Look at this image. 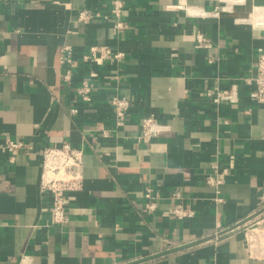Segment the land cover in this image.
Returning a JSON list of instances; mask_svg holds the SVG:
<instances>
[{"label":"crops","instance_id":"obj_1","mask_svg":"<svg viewBox=\"0 0 264 264\" xmlns=\"http://www.w3.org/2000/svg\"><path fill=\"white\" fill-rule=\"evenodd\" d=\"M110 7L0 0V264H264V104L246 81L264 49L256 25L264 0H127L123 31L112 19L78 20L82 8ZM198 32L210 48L198 47ZM66 44L71 81L59 61ZM96 45L126 58L85 61ZM90 70L101 89L87 103L77 87ZM233 85L237 102L206 95ZM118 91L132 106L116 129ZM150 114L169 129L137 143ZM7 136L28 148L13 163L1 147ZM63 140L83 149L85 179L59 226L39 182L43 148ZM215 165L224 173L219 192L205 181ZM147 187L159 198L153 213L144 210ZM178 202L195 215L174 216Z\"/></svg>","mask_w":264,"mask_h":264},{"label":"built area","instance_id":"obj_2","mask_svg":"<svg viewBox=\"0 0 264 264\" xmlns=\"http://www.w3.org/2000/svg\"><path fill=\"white\" fill-rule=\"evenodd\" d=\"M126 7L127 0H111V7L107 12L102 13L82 8L78 13V20L79 22L87 23L96 19H112L115 28L118 31H123L126 28V23L123 18ZM1 39L2 31L0 30V41ZM197 39L198 47H211V41L203 32H198ZM83 58L87 62L101 65L108 59L116 60L117 62L122 61L126 58V54L122 51H116L108 45H96L92 46L90 52L86 53ZM59 61L65 69L63 79L65 81H71V66L74 61L71 45L66 44L62 46ZM209 61L212 62L213 60L210 59ZM99 77L100 73L98 71L90 70L87 77L77 87V93L84 102L90 103L96 92L101 89V85L98 82ZM113 77L118 78L117 75ZM246 81L251 84L253 83L255 86L254 90L250 93L251 99L264 104V49L258 53L254 75L246 79ZM206 95L212 102L217 104L234 103L239 100L237 85H233L227 89L209 91L206 92ZM110 105L113 110L116 129L124 127L129 119V112L132 106L131 97L118 91L111 96ZM168 129L169 126L158 120L155 115L143 116L139 123L136 142L148 144ZM103 132L105 131L103 130ZM1 147L8 151L9 160L12 163L16 161L17 156L22 151H28L27 144L23 139L13 138L11 136L5 138ZM42 158L43 164L39 188L42 194H49L52 198L48 208L52 224L62 226L68 221V205L73 199L71 193L81 190L84 186V151L82 148L73 146L68 140H63L59 145L43 148ZM214 168L216 173H210L205 176V181L208 185L215 187L219 192V185L224 181V173L219 172L216 165ZM180 197V191H174L173 198ZM145 198L147 201L144 210L148 213L155 212L158 209L159 198L150 187L146 188ZM217 199L222 200L221 197H217ZM171 213L179 219L195 215V211L192 208H187L181 202L175 204Z\"/></svg>","mask_w":264,"mask_h":264},{"label":"bare ground","instance_id":"obj_3","mask_svg":"<svg viewBox=\"0 0 264 264\" xmlns=\"http://www.w3.org/2000/svg\"><path fill=\"white\" fill-rule=\"evenodd\" d=\"M263 11H264V10H263ZM263 16H264V15H263ZM256 20H257V19H256ZM260 21H262V19H261ZM259 23H260V25H259ZM259 23L256 24V25H257V26H260V27H263V26H264V24H263L264 22H263V21H262V24H263V25L261 24V22H259ZM262 234H264V232H262ZM262 234H261V235H262ZM253 236H254L253 233L248 235L250 241H253V240H254Z\"/></svg>","mask_w":264,"mask_h":264}]
</instances>
